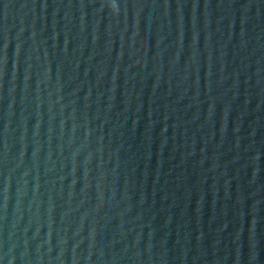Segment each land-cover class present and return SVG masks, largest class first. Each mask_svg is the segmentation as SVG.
Segmentation results:
<instances>
[{"label": "water", "instance_id": "obj_1", "mask_svg": "<svg viewBox=\"0 0 264 264\" xmlns=\"http://www.w3.org/2000/svg\"><path fill=\"white\" fill-rule=\"evenodd\" d=\"M0 264H264V0H0Z\"/></svg>", "mask_w": 264, "mask_h": 264}, {"label": "clouds", "instance_id": "obj_2", "mask_svg": "<svg viewBox=\"0 0 264 264\" xmlns=\"http://www.w3.org/2000/svg\"><path fill=\"white\" fill-rule=\"evenodd\" d=\"M111 8L113 11H115L116 6L113 4V5H111Z\"/></svg>", "mask_w": 264, "mask_h": 264}]
</instances>
